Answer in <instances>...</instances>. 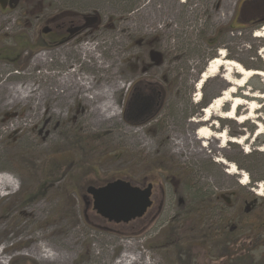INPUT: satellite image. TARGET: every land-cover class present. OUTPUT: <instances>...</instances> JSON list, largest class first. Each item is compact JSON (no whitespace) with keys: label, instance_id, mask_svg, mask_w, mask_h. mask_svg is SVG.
<instances>
[{"label":"rangeland","instance_id":"1","mask_svg":"<svg viewBox=\"0 0 264 264\" xmlns=\"http://www.w3.org/2000/svg\"><path fill=\"white\" fill-rule=\"evenodd\" d=\"M187 1L191 19L178 26L184 0H0V174L16 182L0 195L2 264H227L245 253L264 264V99L244 94L264 93L262 77L237 93L263 106L255 117L208 122L229 141L204 142L196 135L202 125L192 122L229 87L222 71L196 89L215 49L264 70V38L254 37L264 24L253 26L264 7L250 10L252 25H242L249 0ZM72 14L88 17L77 35L69 34ZM86 45L102 67L80 60ZM70 74L92 78V93L111 89L108 102L119 114L104 120L96 107L106 99L69 88ZM140 80L162 84L167 99L154 105L153 119L134 123L129 95ZM116 179L155 184L144 217L116 224L93 209L87 187ZM254 233L258 246L248 251ZM44 243L56 254L52 261L35 254Z\"/></svg>","mask_w":264,"mask_h":264},{"label":"bare ground","instance_id":"2","mask_svg":"<svg viewBox=\"0 0 264 264\" xmlns=\"http://www.w3.org/2000/svg\"><path fill=\"white\" fill-rule=\"evenodd\" d=\"M254 37L258 38H264V28H262L259 31H256L254 33ZM80 60H87L86 58H91L95 61V63L98 65V67H102L100 57H98L95 54L94 47L91 45H86L82 47V54H81ZM225 51L223 49L220 50L218 57L214 58L209 65L207 66V69L202 74L200 81L197 85L198 88H201L202 85L210 78L215 77L219 75L220 72L223 71V78L224 80L229 83V87L221 92L219 96H217L208 106H206L203 110V117L199 121L192 120L194 123H199L202 126H200L197 131L196 135L199 136V139H203L204 142L206 140H209L211 137L214 138H220L223 141H229L228 136L222 132L219 134H215L214 131L208 126V122L211 120V118L215 115H218L224 119L228 120H234L236 122L244 123L251 118L255 117L256 111L263 107L261 106L255 99L253 100H246L239 96H237V93H239L240 88L246 86L248 81L255 77L256 75L261 76L264 82V71L263 70H254V69H247L243 65H241L239 62L226 60L225 57ZM44 54L40 55L41 62H46ZM45 60V61H44ZM74 71V69L72 70ZM76 72V71H75ZM74 72V73H75ZM235 75H239L238 78L235 77ZM51 76V75H50ZM73 77V78H72ZM69 88H73L74 90H80L83 89L84 92H90L93 96H88L84 94L85 97L88 98H96L99 96H103L106 99V102L103 103L101 106L96 107V109H99L98 111L102 114V117L104 120L111 119L115 117L117 114H119V111L115 108V105L111 102H108L109 95L111 94L112 90H101L99 92L92 93L93 89V79L89 77H77L74 74L69 75ZM27 90V89H25ZM244 94L246 96H251L254 98H263L264 99V93L262 94H251L249 91H245ZM201 93L198 94V100H200ZM226 105L229 106V110L227 112L223 111V107ZM242 106H246L247 112L245 114H242L240 116H237L236 111L241 108ZM258 133L262 132V125L258 123ZM214 126V125H213ZM235 143H240L239 140L233 139L230 140ZM205 146V144H202ZM222 163H224L223 160H220ZM229 173H236L237 169L232 164L230 167ZM246 176V175H245ZM248 177V176H247ZM244 177V180H242V183L248 182V178ZM15 180L12 178V176L2 173L0 174V195L2 191L6 190L7 188L13 187L15 185ZM264 184H261V187H263ZM260 193V192H259ZM133 244H127V246H132ZM36 256L41 260H48L52 261L56 258V254L52 253V249L47 244H38L36 247ZM1 255V253H0ZM128 258H131L133 261L138 262L139 260L135 257H130L129 255L122 256V260H126ZM0 264H2L0 260Z\"/></svg>","mask_w":264,"mask_h":264},{"label":"water","instance_id":"3","mask_svg":"<svg viewBox=\"0 0 264 264\" xmlns=\"http://www.w3.org/2000/svg\"><path fill=\"white\" fill-rule=\"evenodd\" d=\"M156 98L153 101L151 98L129 103L132 108L131 118L134 117L140 106L147 107L150 114L143 122L152 118L156 110L153 109L154 105L158 104L159 106L162 103L161 101L158 102ZM131 118H128V120H131ZM153 188L154 184L152 182L141 185L126 179H116L99 187L90 185L87 187L86 192L91 196L93 209L98 215L109 222L127 224L144 217L152 207Z\"/></svg>","mask_w":264,"mask_h":264},{"label":"flooded vegetation","instance_id":"4","mask_svg":"<svg viewBox=\"0 0 264 264\" xmlns=\"http://www.w3.org/2000/svg\"><path fill=\"white\" fill-rule=\"evenodd\" d=\"M184 2H185L184 7L186 8V10H184V7H183L182 9L184 11L178 13V16H176L177 20H175V22H174V24L178 25V26L184 25V23H182L181 21L185 20L186 18L191 19V14H192V11L194 10L192 5L191 4L189 5L187 0H184ZM262 7H264V0H254V2L249 0L248 3L245 5V8L243 10L244 11L243 14L240 15L241 17L239 18V22H242V25H246V24L248 25L249 23H251V21H252L251 16L253 15L252 13H250V10L251 11H252V9L258 10V8L262 9ZM194 12H196V11H194ZM87 18H88L87 16H79V15H75V14L70 15L69 16V34H73L75 32L74 34L77 35L80 32V30L83 31L85 29L84 26L86 25ZM261 21L264 22V18L261 19ZM189 22H190V20H189ZM206 22L208 23V20ZM229 28L233 29V26L230 24ZM227 33L228 32H225L223 35V36L227 37L226 40H228V38H229ZM69 37H71V35H69ZM222 46H225V45H222ZM187 47H188V45L184 44L182 42L180 49H184L181 51H187V49H188ZM215 51H216V53H214V55H216V54L218 55L220 52V49L219 50L215 49ZM210 54L211 53L209 51L207 53L202 52V54H201L202 61L205 58L209 57ZM226 56L227 55H224V57H226ZM227 58H228V56H227ZM200 64H201V62H200ZM205 68H206V65L203 66L202 70H199L197 80L200 79ZM131 86L132 87H131L130 95H129V103H135V101H137V100L151 99V98L153 101V99L156 97H157L156 99L158 100V102L159 101L162 102L163 99L164 100L167 99V89L162 84L159 85V84L148 83L146 81L140 80V81H134V83H132ZM196 89H197V87H196ZM193 94H196V93H193ZM149 115L150 114L148 113L147 107L140 106V108L137 109V111L134 114V117L132 118L131 121H133L134 123H140V122H143V120L147 119ZM154 186H155V184H154ZM154 190H155V188H153V196H154ZM153 205H154V199H153Z\"/></svg>","mask_w":264,"mask_h":264},{"label":"trees","instance_id":"5","mask_svg":"<svg viewBox=\"0 0 264 264\" xmlns=\"http://www.w3.org/2000/svg\"><path fill=\"white\" fill-rule=\"evenodd\" d=\"M258 9H261V8H258ZM243 12L244 11H242V13L239 14V17H241L240 15L243 14ZM259 24H264V22L261 21V22L255 24V25L253 24V26H258ZM248 25H252V22L249 23ZM258 153L259 152L255 151V152L249 153L246 156H247V158L252 160V157H254ZM261 155L264 156L263 154H261ZM246 168H247V170H248V172H249V174H250V176L252 178V181H255L256 178L253 175V173L257 170V168L255 167V164H250L249 167H246ZM259 174H260V172H259ZM258 180H264V175H262L261 178L259 177ZM187 192H189V190ZM199 197H202V195H199ZM222 199H224L223 200L224 203L225 202L228 203V201H229V197H227V198L222 197ZM254 235H255V233L250 235V243H251L250 246L251 247H249L248 251H250V250L254 249V247L256 248L258 246L257 245V241L259 239H257V241H255L254 240L255 239ZM248 254H250V253L241 254V255H238V256H235V257H231L230 256V257H228L229 258V263H227V264H254V258L251 255H248Z\"/></svg>","mask_w":264,"mask_h":264}]
</instances>
